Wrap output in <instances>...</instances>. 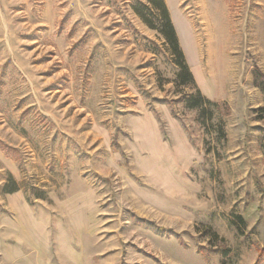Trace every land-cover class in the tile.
<instances>
[{"label": "rangeland", "instance_id": "374dc122", "mask_svg": "<svg viewBox=\"0 0 264 264\" xmlns=\"http://www.w3.org/2000/svg\"><path fill=\"white\" fill-rule=\"evenodd\" d=\"M163 1L192 81L147 0H0V264H264V0Z\"/></svg>", "mask_w": 264, "mask_h": 264}, {"label": "trees", "instance_id": "16d2710c", "mask_svg": "<svg viewBox=\"0 0 264 264\" xmlns=\"http://www.w3.org/2000/svg\"><path fill=\"white\" fill-rule=\"evenodd\" d=\"M151 6L149 7L147 4H143L144 8L146 9V12L139 10L136 5H132L133 10L141 17V19L151 28L157 29L167 40L168 44L170 45L171 50L173 53L177 56L179 59V67L180 70L187 74V76L192 81L191 73L188 70L187 65L184 63L183 60V53L179 47L177 36L175 33L174 26L170 20L168 9L164 3L163 0H147ZM153 18H155V21L157 23H154ZM255 83L257 86L260 87V89L264 92V73L255 72ZM189 105H187L190 108L200 109V113L204 114V112H207L208 119L212 117V111L208 108H204L202 104H213L212 101H210L207 98H204L201 96V94L197 91V96L194 97V99L190 98L188 101ZM257 112V118L264 119V101L263 105L258 107L256 110ZM220 134H224L223 129H219ZM261 148L263 150V156H264V133L261 137ZM226 250V249H224ZM264 252V250H262Z\"/></svg>", "mask_w": 264, "mask_h": 264}]
</instances>
